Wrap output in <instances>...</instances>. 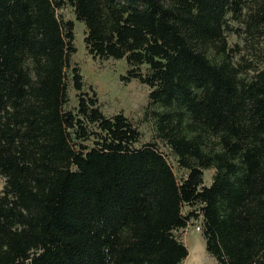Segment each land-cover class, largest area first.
Wrapping results in <instances>:
<instances>
[{"label": "trees", "instance_id": "16d2710c", "mask_svg": "<svg viewBox=\"0 0 264 264\" xmlns=\"http://www.w3.org/2000/svg\"><path fill=\"white\" fill-rule=\"evenodd\" d=\"M65 8L148 89L149 142L84 85ZM0 178V264H181L189 222L264 264V0H0Z\"/></svg>", "mask_w": 264, "mask_h": 264}, {"label": "rangeland", "instance_id": "374dc122", "mask_svg": "<svg viewBox=\"0 0 264 264\" xmlns=\"http://www.w3.org/2000/svg\"><path fill=\"white\" fill-rule=\"evenodd\" d=\"M64 20H70L73 24L74 54L71 63L79 68L84 85L91 87L96 94L100 110L105 116L121 113L136 125L140 132V142H149L151 128L149 121L144 117L147 104L146 95L148 89L132 80L121 82L119 77L125 72L123 61H97L91 59L84 50L82 44L83 27L76 22L71 11L65 8L60 11ZM233 41V37H230ZM69 100L73 103V92L69 90ZM164 151V149H162ZM167 154V152H165ZM167 160L172 171L177 174L173 160L168 156ZM211 171L203 172L204 184L209 183ZM2 179L0 178V189ZM175 237L185 247L187 255L181 264H216L204 251L203 241L199 235L198 223L189 222L183 230L174 233Z\"/></svg>", "mask_w": 264, "mask_h": 264}]
</instances>
